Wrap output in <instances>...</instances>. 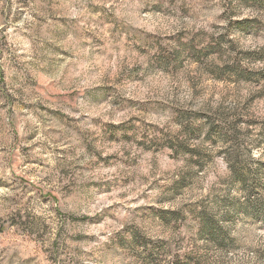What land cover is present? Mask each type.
I'll list each match as a JSON object with an SVG mask.
<instances>
[{
	"label": "rangeland",
	"instance_id": "1",
	"mask_svg": "<svg viewBox=\"0 0 264 264\" xmlns=\"http://www.w3.org/2000/svg\"><path fill=\"white\" fill-rule=\"evenodd\" d=\"M0 264H264V0H0Z\"/></svg>",
	"mask_w": 264,
	"mask_h": 264
}]
</instances>
